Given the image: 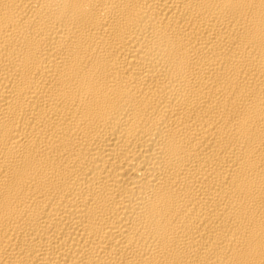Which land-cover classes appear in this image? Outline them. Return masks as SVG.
Listing matches in <instances>:
<instances>
[{
  "label": "bare ground",
  "instance_id": "1",
  "mask_svg": "<svg viewBox=\"0 0 264 264\" xmlns=\"http://www.w3.org/2000/svg\"><path fill=\"white\" fill-rule=\"evenodd\" d=\"M0 264H264V0H0Z\"/></svg>",
  "mask_w": 264,
  "mask_h": 264
}]
</instances>
